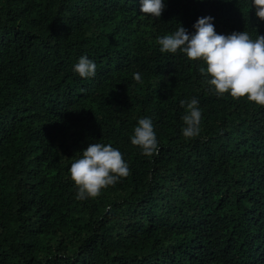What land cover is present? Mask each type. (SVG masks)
Wrapping results in <instances>:
<instances>
[{"label": "trees", "instance_id": "1", "mask_svg": "<svg viewBox=\"0 0 264 264\" xmlns=\"http://www.w3.org/2000/svg\"><path fill=\"white\" fill-rule=\"evenodd\" d=\"M203 16L264 36L250 0H166L159 19L139 0H0V264H264V107L217 96L202 62L156 42ZM82 55L91 78L72 70ZM145 116L153 156L129 140ZM89 143L129 175L77 200L69 168Z\"/></svg>", "mask_w": 264, "mask_h": 264}, {"label": "clouds", "instance_id": "2", "mask_svg": "<svg viewBox=\"0 0 264 264\" xmlns=\"http://www.w3.org/2000/svg\"><path fill=\"white\" fill-rule=\"evenodd\" d=\"M140 12L146 18L159 19L166 0H139ZM255 8V16L264 20V0H250ZM189 33L183 26L158 36L156 42L161 53L183 54L188 60L200 61L199 69L205 76L209 90L217 96L225 93L232 98H246L247 101L264 107V36L255 38L248 31L218 34L214 30L213 17L197 18ZM81 78L95 75L96 64L86 56H80L72 69ZM135 81L141 74L134 72ZM186 106L181 117V134L193 138L200 132L202 111L199 101L192 97L181 100ZM131 145L138 146L144 156L158 154L159 145L152 119L148 116L138 118L129 137ZM79 158L69 168L70 179L76 186L75 198L85 200L99 196L102 189L114 185L129 175V166L118 148L110 144L89 143Z\"/></svg>", "mask_w": 264, "mask_h": 264}]
</instances>
